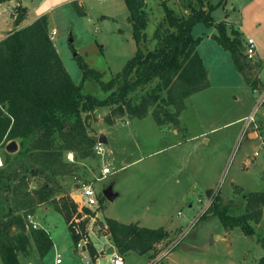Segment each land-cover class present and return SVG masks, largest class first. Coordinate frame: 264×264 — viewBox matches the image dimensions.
I'll use <instances>...</instances> for the list:
<instances>
[{
  "label": "rangeland",
  "instance_id": "374dc122",
  "mask_svg": "<svg viewBox=\"0 0 264 264\" xmlns=\"http://www.w3.org/2000/svg\"><path fill=\"white\" fill-rule=\"evenodd\" d=\"M40 1L29 0L28 3L47 4ZM52 1L56 4L60 0H48ZM72 1L57 5L51 11L52 23L57 29L53 39L56 49L75 83H80L82 71L74 53L90 68L101 72L102 80L106 81L122 69L136 50L125 1L75 0L82 14ZM219 1L206 0L205 3L215 5ZM161 2L145 0L148 25L146 39L141 44L144 51L155 47L154 32L161 33L165 26ZM166 2L177 15L189 13V0ZM191 4L199 7L195 1ZM211 15L216 22L226 20L228 30L239 28L244 39L252 37L257 47L253 58L264 62V0H227ZM213 33L216 28L203 23L193 27L194 38H201L197 51L207 69L210 85L207 90L186 99L188 107L180 112L178 132H174L173 124L158 125L152 110L144 118L125 115L108 124L105 117L111 107H101L88 118L90 132L98 138L101 134L106 138L102 155L98 154L95 160H78L79 171L62 182L68 194L82 184H92L97 192L99 217L90 222L92 232L87 242L81 241V246H75L66 220L50 204L39 205L33 214L38 228H44L49 213H56L49 217L46 225L60 250L61 264H110L106 254L99 256L95 263L87 249L90 245L97 250L107 245L102 236L106 232L97 227V222L103 224L106 218L150 228L163 227L169 232L168 238L156 247L158 251L170 248L165 256L158 258L157 252L151 258L149 253L129 251L124 255L125 264L153 261L155 264H259V258L264 255L258 242L264 234V206L260 222L250 221L255 230L253 235L244 234L239 227L224 233L218 216L208 208L215 191L223 198L233 193L230 181L243 186L244 193L264 192V86L258 91L247 87L234 68L229 52L210 36ZM260 75L264 82V67ZM83 92L103 95L95 80H86ZM251 110L257 128L251 125L247 132L240 133L243 120L224 124ZM254 129L257 136L248 137L247 133ZM6 147L4 150L9 152ZM66 159L74 161L73 154L67 153ZM107 164L113 171L100 179L101 167ZM31 184L37 186L33 181ZM107 188L114 194L111 200L103 194ZM244 193L234 196L236 201L222 199L220 208L232 215L251 212L255 202L245 201ZM206 211L207 216L201 218ZM29 250V256H19L20 264L28 259L35 264H54V249L44 258L37 256L33 242ZM0 264H3L1 259Z\"/></svg>",
  "mask_w": 264,
  "mask_h": 264
},
{
  "label": "trees",
  "instance_id": "16d2710c",
  "mask_svg": "<svg viewBox=\"0 0 264 264\" xmlns=\"http://www.w3.org/2000/svg\"><path fill=\"white\" fill-rule=\"evenodd\" d=\"M5 1L9 0H0V3ZM124 1L136 50L122 69L106 81L79 54L74 58L82 71V79L80 83L72 80L50 37L45 14L0 39V259L3 264H20L19 256L29 255L31 242L41 258L52 249L48 232L33 228L27 221L39 205L50 204L69 223L76 205L62 182L79 171L78 160L97 159L95 146L99 138L88 129V118L96 109L111 107L105 117L108 124L125 115L144 118L152 110L158 125L179 126L180 112L186 107L185 98L210 85L207 69L197 51L201 38L192 35L196 24L216 28L212 38L230 53L234 68L251 90L264 86L256 74L262 63L252 62L244 54L241 33L235 28L228 30L225 20L216 22L211 15L227 0L215 5L206 4V0H189L197 2L199 7L188 3L187 15H177L162 0L165 26L161 33L154 32L157 44L146 51L141 47L148 25L145 0ZM72 4L81 13L77 1L73 0ZM25 11L18 6L15 26L24 19ZM70 47L75 50L72 44ZM86 80H95L103 95L83 92ZM10 141L16 143L17 149L7 152L4 147ZM67 153L73 154L74 161L66 159ZM32 181L37 186L32 187ZM214 193L208 209L212 208L223 226L239 227L244 234L253 235L255 230L250 221L259 222L264 194L246 193L247 202H255V208L232 215L220 208L218 190ZM86 222H80L81 234L68 224L76 245L81 237H88ZM104 223L106 233L122 257L136 251L149 253L152 258L158 252L157 244L169 235L163 227L122 223L113 218H106ZM258 242L264 249V234ZM87 249L91 256H96L93 245ZM259 264H264V255L259 258Z\"/></svg>",
  "mask_w": 264,
  "mask_h": 264
},
{
  "label": "crops",
  "instance_id": "0c3cea01",
  "mask_svg": "<svg viewBox=\"0 0 264 264\" xmlns=\"http://www.w3.org/2000/svg\"><path fill=\"white\" fill-rule=\"evenodd\" d=\"M29 0H9V1H5L3 3H0V39L4 38L8 32L12 31L13 29L15 28H19V27H23L29 23H31L33 20H35L36 18L40 17L41 15H46L48 17V22H49V32H51L52 30H57L56 27L53 25L52 23V16H51V11L52 9H54L57 5H62V4H65V3H71V0H60L59 3H56L54 4L55 2L52 1V3L48 2V0H41L40 3L43 4L45 3L44 1L47 2V4L45 5H36L35 3L34 4H29L28 3ZM22 6L25 8V17L24 19L17 25L15 26L14 25V19L18 13V6ZM47 6V8H46ZM226 21V20H225ZM227 22V21H226ZM228 23V22H227ZM235 28V27H234ZM236 29V28H235ZM240 33H241V36H242V32L239 30V28L237 29ZM57 33V31H56ZM212 36V34L210 35ZM243 38V36H242ZM252 38V37H250ZM54 39V38H53ZM246 41V39L243 38V44L244 42ZM255 41V40H254ZM257 48V47H256ZM230 54V53H229ZM251 60V59H250ZM252 60L254 62H260L262 63V67L258 70L257 72V77L259 78L260 82L263 84L264 82L262 81V78H261V71L263 70V67H264V62L262 61H258L254 58H252ZM248 87V86H247ZM249 88V87H248ZM250 89V88H249ZM207 90V89H206ZM259 90V88L257 89V91ZM189 97V96H188ZM188 97L185 98V109L188 107V104H187V101L186 99H188ZM263 100V99H261ZM183 109V110H185ZM182 110V111H183ZM256 109H254L255 111ZM181 111V112H182ZM251 112H253L251 110ZM251 112H249L247 115H249ZM181 114V113H180ZM247 115H243V116H239L238 118L232 120V121H228L226 123H224L225 125L226 124H230V123H234V122H237V121H242L244 119V117H246ZM180 116V115H179ZM180 120V119H179ZM243 125L241 124L240 128H239V131L241 132V129H242ZM174 129V132H178V130L173 127ZM205 133V132H204ZM248 134V137L250 138H255L258 134V133H254V132H249L247 133ZM204 135V134H203ZM203 141L205 143H208V139L206 137H203ZM256 158L257 156L253 155V158ZM230 184L232 185V190H233V193H231L229 196L223 198L221 197V194L219 193L220 197H221V200L224 199V200H227V201H236L235 200V197L237 194L239 193H244V190H243V186L239 185V184H236L234 181H230ZM248 192H262V191H245L244 195H243V199L245 201H247L246 199V196L245 194L248 193ZM264 194V192H262ZM263 206H264V203L262 205V213H261V217H260V220L262 218V215H263ZM56 213H49V215L46 217V219L44 220V223H43V226L44 228L48 231L51 239H52V242H53V247L52 249H54V253H53V263L54 264H61L62 261L60 263H55V252H59L60 253V250H58V247L57 245L55 244L53 238H52V235H51V230L47 227L46 224H49L48 223V220L53 217V215H55ZM50 217V218H49ZM117 220V219H116ZM259 220V222H260ZM258 222V223H259ZM67 224V222H66ZM67 227H68V224H67ZM224 229V233L227 234V231H231L232 229H226L224 226L222 227ZM236 228V227H235ZM70 232V231H69ZM92 232V231H91ZM96 234V233H95ZM104 238H106V242H107V245L106 246H103L102 249H98L97 248L95 249L96 250V256H91L92 259L94 260L95 263L98 262V259H99V256H103L104 254L108 255L110 257V261H111V258L112 256L117 253V249L116 247L113 245V243L110 241L109 239V235L106 233L104 235H102ZM71 237V236H70ZM260 244V243H259ZM76 246V244H75ZM261 246V245H260ZM262 247V246H261ZM84 248V247H83ZM82 248V249H83ZM84 250H87L86 248ZM37 251V250H36ZM39 254H37L38 256ZM29 256V255H28ZM105 256V255H104ZM62 257V256H61ZM96 257V258H95ZM125 260V256L123 258ZM26 263L25 264H35L33 261H31L30 259L26 260L25 261ZM36 264H38V262H36ZM42 264V263H41ZM50 264V263H49Z\"/></svg>",
  "mask_w": 264,
  "mask_h": 264
},
{
  "label": "built area",
  "instance_id": "2783aa9c",
  "mask_svg": "<svg viewBox=\"0 0 264 264\" xmlns=\"http://www.w3.org/2000/svg\"><path fill=\"white\" fill-rule=\"evenodd\" d=\"M49 33H50V37L53 39L54 35L56 34V30H52ZM243 45H244V54L247 56L248 59H252L256 52V44L254 40L252 38H248L246 39ZM243 121L244 124L240 133L247 132V130L249 129V127H251V125L253 126V128H257L254 111L251 112L246 117H244ZM251 132H254L255 134L257 133L255 129L254 131ZM95 150L97 155L98 154L102 155L103 148H102V143L99 142V140L95 146ZM112 171H113L112 167H110L108 164L104 165L103 167H101L100 170L101 176L99 178L101 179L105 177L106 175L112 173ZM75 191L73 190L69 194L71 200L76 205V211L75 213H73L68 224L77 234H81L80 222L87 220L86 228L88 232L87 235L89 236V233L92 231L91 229L92 225L90 224V222L92 221L93 223L96 220V218L99 217V209H100L99 198L92 184H82ZM27 221L31 224L33 228H38L39 225L36 221H34L33 215L32 216L29 215ZM97 227L99 228V230L101 229L106 232L107 226L105 223L100 224L97 222ZM87 240L88 237H81V239L78 242V245L81 246V244L79 243L81 241L87 242ZM169 250L170 248L169 249L165 248L158 251L159 254L157 255V257L160 258L165 256ZM60 262H61V254L59 252H55V263H60ZM110 264H125V262L123 257L119 253H115L111 258Z\"/></svg>",
  "mask_w": 264,
  "mask_h": 264
},
{
  "label": "water",
  "instance_id": "95a60500",
  "mask_svg": "<svg viewBox=\"0 0 264 264\" xmlns=\"http://www.w3.org/2000/svg\"><path fill=\"white\" fill-rule=\"evenodd\" d=\"M71 41H72V39L70 38L69 42H71ZM74 54H76V53H74ZM105 140H106V138L104 137V135L101 134L99 136V142L103 143V142H105ZM6 148L8 151H15L17 149V145L14 141H12L7 145ZM103 194L110 200L114 198V194L112 193L111 188H107L106 190H104Z\"/></svg>",
  "mask_w": 264,
  "mask_h": 264
},
{
  "label": "bare ground",
  "instance_id": "6f19581e",
  "mask_svg": "<svg viewBox=\"0 0 264 264\" xmlns=\"http://www.w3.org/2000/svg\"><path fill=\"white\" fill-rule=\"evenodd\" d=\"M0 163H1V161H0Z\"/></svg>",
  "mask_w": 264,
  "mask_h": 264
}]
</instances>
